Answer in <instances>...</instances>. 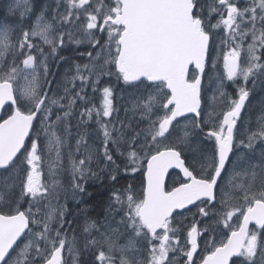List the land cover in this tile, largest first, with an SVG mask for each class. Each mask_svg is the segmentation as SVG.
<instances>
[{
	"label": "rangeland",
	"instance_id": "obj_1",
	"mask_svg": "<svg viewBox=\"0 0 264 264\" xmlns=\"http://www.w3.org/2000/svg\"><path fill=\"white\" fill-rule=\"evenodd\" d=\"M49 2L50 0H46L42 4L41 1H38L37 4H42L41 14L27 28L24 26L23 20L33 13L37 5L32 4V0H0V34H7V47H5L4 41L0 39V56L3 57L0 59V79L4 78L5 73L10 68H16L18 71L13 84L15 88H23L32 80L34 72L39 94L41 97L45 95L47 97L31 143H36L39 146L40 160L36 164L37 174L40 176L41 184L47 186V198L37 197L36 200H33L30 196L24 195L27 176L31 172V168L24 157L14 168L6 172L0 171V195L3 196V200L0 201V210L15 214L16 211L25 209L23 212L27 211L26 213L33 221L38 222L34 223L35 229L23 244L17 257H20L25 247L32 243L34 247L29 249L30 254L26 259L30 261V264L47 263L45 257L53 254L52 248L46 241L38 239L37 236L43 232L42 225L45 223L48 214L54 212L59 213V215H54L48 236L49 239L56 241L57 246L60 240H63L67 264H93V262L99 261L100 253L111 256L113 263H115L117 251L119 255L124 253L123 259L130 262L148 264L152 254L151 249L153 247L158 249L160 240H153L145 229L141 230L145 235H130L135 232V229L129 227L128 216L130 212L127 197L131 195L133 201L140 202L145 195V190L142 188L144 181L142 182L140 178L141 172L140 170L137 171L136 164H138V168H142L145 174L146 164L153 155L163 150L175 148L181 151L185 158H189L192 164L198 165L204 161L205 165L210 167V160L207 159L209 154L203 148L204 145L201 146L200 144L203 138L198 132L196 122L185 120L177 124L170 134L162 138L157 137L153 141L152 133L158 128V122L164 118L166 113L171 111L162 107L170 97L165 87L158 89H151L150 87L148 89L144 84L134 88L125 86L120 76L116 74V64L106 62L114 60L116 56L115 44L109 41L107 28L103 32L99 31L102 26L99 21L105 15L106 9L112 7L113 0H91L84 9L74 8L71 0H66V6L60 14L55 13V8L49 10ZM240 2L247 4L241 9L239 7ZM251 2L252 0H232L233 5L244 12L251 6ZM197 3L200 4L197 14L207 20L208 28L218 38L217 63L213 64L214 68L209 80L207 78V82L210 90L216 82L221 83V87L224 88V83L229 82L226 61L229 59L230 52L238 51L239 55L242 53L248 55L243 68L246 64L252 63L249 60L248 49L253 44V38L249 35H243L245 31L252 32V25L247 22L242 23L239 32L234 31L230 34L222 24V19H227L225 6L220 5L217 0H197ZM97 7H100V13L97 16V28L89 30L87 29L86 13L96 15L95 9ZM213 9L215 12L210 14ZM257 14L259 15V10ZM10 16L17 17L18 20L10 21ZM69 16L71 18L66 20L65 18ZM77 16L79 19L76 18ZM239 19L238 17V23H240ZM250 19V14L244 16V21ZM259 23L261 24L260 21ZM44 25H50L48 37L53 41L52 44L45 43L40 36L35 35L37 30L43 31ZM25 33H28L29 37L27 44H24ZM69 34H72V37ZM94 44L95 46H93ZM29 45H31L30 49ZM67 46H71L72 49L82 47L80 54L82 58L78 55V57H73L75 55L71 53L70 55L65 54L64 49ZM246 46L248 47L246 48ZM53 47L56 48L55 52L52 51ZM256 49V55L260 57V60L262 58L264 60V46L257 43ZM28 56L34 57V69L23 68V60L27 59ZM70 60L72 61L70 62ZM254 75L255 73L248 79L247 83L241 79V83L237 86L238 93L240 87L248 90L247 86L252 84L251 78ZM262 76H264V71ZM104 89L112 91L113 112L111 117L102 119L95 115L94 110H102ZM73 99H75V103H72ZM121 99H125V101L121 102ZM149 100L154 101L151 108H160L163 112L151 115L148 123H146L143 120L145 116L144 105L148 104ZM53 101L59 102L62 106H56L52 103ZM20 108L24 112H29L33 106L27 101H20ZM46 108L50 110L46 112ZM12 111L9 109L6 117ZM90 111L93 112L91 118L85 115ZM218 122H220V117L216 122L215 116L211 112L206 115V123L218 124ZM105 124L109 125L111 130V140L107 142V149H105V138L101 127ZM254 127H250V129ZM51 132H54L55 136L60 139L59 158L56 155L57 148L55 146L49 148V136L46 133ZM82 138L83 142H81ZM141 143L144 146L140 150L137 144L140 145ZM134 150L138 157L136 164L130 162L128 158L129 152ZM105 151L111 156V160L106 159ZM28 154H30V149L26 155ZM253 155L257 159L256 154ZM119 156L122 157L123 162L117 159ZM261 159L260 156L259 161ZM81 160L85 161L82 168L83 177L73 171V164L78 165ZM95 163L100 169L87 168L88 166L94 167ZM113 168H118L119 171L116 174H111ZM131 169L134 172H129ZM87 172H93L97 175L98 188L86 187L85 175ZM258 172L261 173V170L259 169ZM126 174L128 177L125 176ZM121 175L118 193L116 192L117 194L112 198V201L103 205L106 214L104 222L99 224L102 218H96L73 225L72 219L76 221L79 217L89 215L88 213L84 214L85 209H91L90 213L94 209L93 207L83 208L81 214L76 211L72 212L73 209L68 202L74 201L76 206H85L92 201L91 198L96 197L97 191L108 192L110 188L116 186L114 181ZM54 176L52 183L50 179ZM243 178L242 171L229 174L226 184L232 183V185L224 189L222 198L223 204L226 205L231 202L230 198L234 195L233 202L241 203L239 212L246 210L253 201L248 199L246 202L244 194L245 192L248 193V190L244 191V188L249 186L254 189L256 180L259 179L258 185L261 188L258 190V194H255L256 199H260L259 193L264 191V174H261V178L255 174L251 178L247 177L245 180H241ZM128 179L133 182L132 191ZM174 182L176 180L173 178L171 184ZM78 186L82 187L83 191H80ZM237 187L239 191L236 189ZM255 191L253 190V193ZM69 194L71 197L68 196ZM118 194H120L118 196L120 200L124 201V205L116 203L115 197ZM113 195L114 193L110 197ZM253 195L248 193L249 197ZM243 203H248V206L246 204L242 208ZM200 209L179 215L173 223H170L169 229H177V231L167 233L170 238L167 246L177 250L168 252L165 264H181L183 259L187 258L182 253L190 251L188 232L193 225L198 226L199 232L203 233L200 235L203 238L200 239L203 254L198 256L199 262L204 261L207 252L214 251L216 247L226 243L229 232V226L225 227L223 223L226 212L206 210L205 215L201 213ZM212 224L224 226L216 232L217 236H215L212 227L208 226ZM89 225H94V227L86 231L85 229ZM57 232L59 237L56 236ZM173 240L178 241V243L172 244ZM262 243H264V238H262ZM36 247L40 249V253L36 252ZM96 252L97 258L92 259L91 254H96ZM16 258L9 264H16ZM21 259L25 258L21 257Z\"/></svg>",
	"mask_w": 264,
	"mask_h": 264
},
{
	"label": "snow or ice",
	"instance_id": "obj_2",
	"mask_svg": "<svg viewBox=\"0 0 264 264\" xmlns=\"http://www.w3.org/2000/svg\"><path fill=\"white\" fill-rule=\"evenodd\" d=\"M90 2L91 0H78V2L71 0L72 6L77 9H84ZM217 2L227 9V19H222V24L230 34L234 31L239 32L242 23L247 22L252 25L253 44L248 49L249 60L252 63L240 68L237 63L238 51L230 52L229 59L226 61L228 80H236L239 74V77L247 83L255 72L264 68V64L258 63L260 57L256 55V44L259 43L264 46V30L259 31V39H256L257 30L255 27L257 20L264 25V0H252L251 6L246 12L238 10L233 5L232 0H217ZM195 8L194 0H113L112 7L106 9L105 15L99 21L102 25L99 31L103 32L107 28L109 41L115 44L116 56L113 61L106 62L116 64L125 83L144 79L151 83H159L161 86L166 85L171 91V98L162 107L168 109L170 106H174V108L158 122V128L152 133L153 141L157 137H164L173 121L177 120L178 117L190 112L198 114L200 79L194 78L192 82H188L186 75L190 65H194L199 73H203L210 37L202 27V20L194 16ZM258 10L259 15L257 14ZM95 11L96 15L86 13L87 29L89 30L96 29L98 25L97 16L100 13V7H97ZM214 12L215 9L210 14ZM248 14H250L251 19L244 21V16ZM238 17L240 23L237 22ZM70 18L69 16L65 19ZM76 18L79 19V16ZM49 31L50 25H44L43 31L37 30L35 35L40 36L45 43L52 44L53 41L48 37ZM249 34L247 31L243 33L244 36ZM28 38V33H25L24 44L28 43ZM0 39L4 41L5 47H7V34H0ZM30 48L31 45H29ZM52 51L55 52L56 48L53 47ZM0 59L3 57L0 56ZM23 68L34 69V57L28 56L27 59H24ZM17 71L16 68H10L5 73L4 78L0 79V109L5 104H16L18 100L27 101L33 106V109L27 114L16 110L15 115L4 123H0V170L8 169L10 165L15 167L13 161L24 147L25 139L36 119L35 113H38L45 106V99L47 98L46 95L41 97L39 94L34 72L32 80L23 88L14 89L13 81L16 79ZM111 97L112 91L104 89L102 110H94L97 117L102 119L111 117L113 112ZM248 97L249 92L240 87L239 98L232 102V107L224 116L223 126L219 132L207 134L209 137L215 136V140L218 142V159L214 160L211 165L213 176L208 181L194 177L184 167V162L180 159L178 151H163L153 155L148 163L146 197L140 202L133 201L131 195L127 197L130 212L128 216L129 227L135 229V235H145L141 230L147 229V233L151 234L153 240H160V247L151 249L152 254L148 264H165L168 252L177 250L167 246L169 243L167 233L177 231V229H169L171 223L169 217L173 211L183 209L200 199L213 200V189L232 151L235 122L240 118ZM153 102L149 100L148 104L144 105L145 109L150 111ZM52 103L58 107L62 106L57 101ZM72 103H75V99L72 100ZM45 110L47 112L50 109L46 108ZM92 114V111L85 113L89 118ZM101 127L105 138V149H107V142L111 140L110 126L105 124ZM46 134L49 136V148L55 146L57 148L56 155L59 158L60 139L55 136L54 132ZM260 135L264 139V133ZM253 140L254 138L250 139L249 147H251ZM81 142H83V138ZM38 147L36 143L31 144L30 154L24 157L31 168V172L27 176L24 195L30 196L33 200H36L37 197L47 198L48 196L47 186L41 184L40 176L37 174L36 164L40 160ZM105 157L111 160L107 151H105ZM128 158L133 164H136L138 160L134 151L129 152ZM84 164V160L79 161L78 165L73 164V171L79 173L81 177L84 175V171H82ZM136 167L138 169V164ZM177 167L191 183L171 194H165L163 189L164 176L169 168ZM78 187L80 191H83L82 187ZM244 196L246 202L248 199H252L254 206L247 208V214L243 216V226L238 231L232 232V239L228 240L227 243L216 247L212 255L208 256L203 264H229L233 257L243 258L246 264H253L258 249L260 259L257 264H264V243L259 241L258 232L250 233L248 228L250 224H255L258 229H264V191L259 193L260 199H256L255 194L249 197L247 192ZM2 200L3 196L0 195V201ZM115 201L119 204L124 203L118 196L115 197ZM200 211L206 215L203 208ZM236 214L234 210L225 213V220L223 221L225 227L228 226L227 221ZM54 215V212L48 214L45 223L42 225L43 232L38 234L37 238L46 241L52 248L53 254L45 257L47 264H62L61 253L65 244L61 239L57 246L56 241L49 239L48 236ZM30 219L24 212H17L11 216L0 215V264H9L12 260L10 252H12L17 241L25 235ZM33 222L38 223L37 221ZM91 227L94 225H89L85 230L89 231ZM157 229L164 230L159 237L156 235ZM202 234V232H198L195 225L188 232L191 249L182 254L187 256L189 264H191L193 254L197 250V237ZM56 236L59 237L58 232ZM176 243L178 241H172V244ZM33 247L34 244L29 243L20 257L16 258V264H30L26 257L30 254L29 249ZM35 250L40 253L38 247ZM109 250L111 251V248ZM21 257L25 259H21ZM98 259L101 264H113L111 256H106L104 253H100ZM121 264H136V262L122 258Z\"/></svg>",
	"mask_w": 264,
	"mask_h": 264
},
{
	"label": "flooded vegetation",
	"instance_id": "obj_3",
	"mask_svg": "<svg viewBox=\"0 0 264 264\" xmlns=\"http://www.w3.org/2000/svg\"><path fill=\"white\" fill-rule=\"evenodd\" d=\"M38 1H41L42 4L46 2V0H32V4H35L37 6L34 8L33 13H31L28 18L23 20L24 26L27 28L31 26L34 20L41 14L40 11L42 10V4L41 5L37 4ZM246 4L247 3L240 2L239 7L242 9L246 6ZM199 5L200 4H198V7ZM48 6H50L49 10H51L52 8L53 9L55 8V13L60 14L62 9H64L66 6V0L65 1L50 0V2L48 3ZM197 10H199V8H197ZM11 19H12V16H10V21ZM15 19L16 21L18 20L17 17ZM255 27L257 30L256 39H259L258 33L264 28V25L260 24L259 21H257V23L255 22ZM251 33L249 34V36L253 38V35H251ZM211 37H212V44H211L210 59H209L210 63L208 67V74L206 76L208 80H209L211 71L214 68L213 64L217 63V53H218L217 35L212 32ZM247 47L248 46H246V48ZM64 52L65 54H68V55H70V53L75 55L73 57H78L80 56L82 52V47H77V48L72 49L71 46H67L65 47ZM247 56L248 55H245L244 53H242V55H239V59H238L239 61H237V63L240 66V68H243L244 61L245 59L248 58ZM80 57L82 58V56ZM71 61L72 60H70V62ZM258 63L264 64L263 58ZM263 71H264V68L255 72V75L251 78L252 84L247 86L249 97L245 103L244 109L242 110L240 114V118L235 122L236 126L233 129V144H232L231 156L228 162L226 163L225 170L218 184L217 202L212 205L211 202L205 201L199 204L195 208V209L203 208L204 211L206 210L233 211L234 210L237 213L236 215L232 216L231 220L227 221V224L229 226L227 241L229 240L232 232L237 231L241 227L243 216L247 212V209L239 212V209L241 208V203L230 202L226 205L223 204L222 198H223L224 189L232 185V183L229 185L226 184L227 177L231 173L235 174V173H238L239 171H242V177L244 176V178L241 180H245L247 177L251 178L253 174H255V176H258V170L259 169L261 170L262 168L261 164L259 166L260 168L258 167V165H259L260 156L263 157V149H264V139H262L260 135L261 133H264V95H263L264 76H262ZM240 83H241V78L239 77V74H238V77L236 80H233V81L229 80L228 83H224V88L221 87L222 85L221 83L216 82L212 85V88L210 90L208 82L206 80L205 85L203 87V100H202L203 106H202L200 116L197 118H191V120H194V122H196L198 132L203 138L200 144L201 146L204 145L203 148H205L206 151L208 152L209 155L207 156V159L210 160L209 162L211 165L214 160L218 159V142L215 140V136L209 137L207 134L209 132L218 133L220 128L223 126L224 116L227 115L228 111L232 107V102L235 100H238L239 98L237 86ZM207 85H208V90H207ZM209 112H211L215 116L216 122L218 118L220 117V122H218V124L206 123V115ZM253 126L255 127L250 129V127H253ZM251 138H254V140H253L251 147H249V141ZM257 153H259V155H257ZM253 154H256L257 159L254 157ZM186 159L188 162L187 163L188 166L192 169L196 178L209 180L213 176L211 166L207 167L204 161L200 162L198 165H194L190 162L189 158L186 157ZM118 171H119L118 168H113L111 171V174H116ZM261 174H264V167L262 168V172L260 173V176ZM127 175L128 174H126L125 176L127 177ZM171 175L172 176L169 180V184L167 185V192H171L187 184V182L183 179V177L180 174L173 173ZM121 177L122 175L117 178V183L115 184L116 186H113L107 192L108 195L106 197V203L110 200L111 198L110 196L113 193L115 194L118 191V186H119L118 183H120ZM173 178L176 180V182L171 184ZM258 180L259 179H257V181ZM246 185L248 186V184ZM98 187L99 186H96V188ZM236 189L239 191L238 187ZM247 190L248 192L249 190L257 191L259 190V186H255L254 189H252V187H249V186L244 188V191H247ZM242 208H244V203H243ZM217 225L222 226L220 224H217ZM253 231L259 233V241L262 243V238H264V230H260L258 228L253 227L251 228L250 233ZM225 232L227 233L226 230ZM190 249H191V245H190ZM212 252L213 251L207 252L205 254L206 257L210 255ZM202 254H203V250L200 247V251L198 255L191 261V264H202V262L198 261L199 259L198 256ZM259 259H260V252L258 249L257 256L256 258H254L253 264H257ZM181 264H189L188 259L184 258ZM232 264H246V262L243 260V258H235Z\"/></svg>",
	"mask_w": 264,
	"mask_h": 264
},
{
	"label": "water",
	"instance_id": "obj_4",
	"mask_svg": "<svg viewBox=\"0 0 264 264\" xmlns=\"http://www.w3.org/2000/svg\"><path fill=\"white\" fill-rule=\"evenodd\" d=\"M193 14H195V9H194V13ZM195 16V15H194ZM203 27V26H202ZM209 47H210V39H209V45H208V52H207V57H206V61H205V67H206V62H207V59H208V53H209ZM192 68H194L195 70H197L196 68H195V66L194 65H190L189 66V68H188V72H187V75H186V80L188 81V82H190V72H191V70H192ZM197 72H198V74H199V79H200V90H199V108H198V113H199V111H200V108H201V89H202V84H203V78H204V73H205V68H204V71H203V73H199V70H197ZM142 81H144V79H141V80H138V81H135V82H133V83H128V84H138V83H140V82H142ZM13 88H14V86H13ZM167 90L169 91V93L171 94V91L167 88ZM14 95H15V92H14ZM8 106H13V107H15V108H17V103L16 104H5L4 105V107L2 108V109H0V118H1V116H2V114H3V112H4V110H5V108L6 107H8ZM170 107H172V106H170ZM169 107V108H170ZM14 115H15V113H14ZM198 115L199 114H197V113H188V114H186V115H184V116H181V117H178L177 118V120H175V121H173V123H172V125L174 124V123H176L178 120H181V119H185V118H188V117H191V116H197L198 117ZM10 119V118H9ZM35 121V120H34ZM34 121H33V123H32V127H31V129L29 130V134H28V136L26 137V139H25V142H24V147H25V145H26V142L28 141V139H29V136H30V134H31V132H32V129H33V126H34ZM5 122V121H4ZM3 122V123H4ZM172 125L169 127V130L171 129V127H172ZM169 132V131H168ZM167 132V133H168ZM24 147L21 149V151H20V153H18L17 154V157H16V159L18 158V156L21 154V152L23 151V149H24ZM229 156H230V154H229ZM229 158V157H228ZM15 159V160H16ZM180 159L182 160V157H181V155H180ZM14 160V161H15ZM13 161V162H14ZM183 162H184V167L188 170V168L186 167V165H185V161L184 160H182ZM227 163V162H226ZM4 170V169H3ZM173 170H177V171H179V172H181L182 174H183V177L187 180V178L184 176V173L180 170V168H169L168 169V171H167V173L165 174V176H164V182H163V189H164V192H165V194H171V193H167L166 192V183H167V179H168V177H169V174L173 171ZM189 171V170H188ZM222 173V172H221ZM193 175V174H192ZM147 177V176H146ZM219 179V178H218ZM218 179H217V182H218ZM217 182H216V185H215V187H214V189H213V200L212 201H214V198H215V190H216V186H217ZM147 183H148V181H147ZM185 187V186H184ZM180 188H183V187H180ZM179 189V188H178ZM177 190V189H176ZM175 190V191H176ZM146 192H147V190H146ZM204 200H207V199H200V200H197L195 203H192V204H189L187 207H185V208H183V209H177V210H175V211H173L172 212V214H171V216L169 217V220L171 219V218H173V216L175 215V214H177V213H179V212H184V211H186V210H189V209H191V208H193V207H195L197 204H199L200 202H202V201H204ZM252 225H255V224H250L249 226H248V228L250 229V227L252 226ZM243 226V225H242ZM28 229H29V226H28ZM162 229H157V233L158 232H160ZM28 231V230H27ZM26 231V232H27ZM26 232H25V234H26ZM156 233V234H157ZM24 236H22L21 238H20V240H18L17 241V244L21 241V239L23 238ZM232 239V238H231ZM16 244V245H17ZM15 245V246H16ZM15 246H14V248H15ZM13 248V249H14ZM198 250V249H197ZM197 250H196V252L193 254V257L196 255V253H197ZM13 251V250H12ZM11 253V252H10ZM192 257V258H193ZM61 258H62V264H63V256H62V253H61ZM234 258H236V257H233L231 260H230V262H229V264H231L232 263V260L234 259ZM207 260V259H206ZM205 260V261H206Z\"/></svg>",
	"mask_w": 264,
	"mask_h": 264
},
{
	"label": "trees",
	"instance_id": "obj_5",
	"mask_svg": "<svg viewBox=\"0 0 264 264\" xmlns=\"http://www.w3.org/2000/svg\"><path fill=\"white\" fill-rule=\"evenodd\" d=\"M107 195H108L107 192H104V191L100 190V191H97L96 197L91 198L92 201H90L89 203H87L85 206H82V207L81 206H79V207H74L73 206L72 212H75L76 211V212H78L80 214L82 213V209L83 208H86V207L87 208L93 207L94 211L90 213V210L91 209H85L84 210V214L88 213L89 215H86L85 217H79V219L76 220V221H74L72 219L71 220V223L73 225H76V224L78 225V224H82L86 220L92 219L91 217H95V219H96L97 218L96 215H98V214L101 215L104 212L103 205L106 204V197H107ZM98 218H100V217H98Z\"/></svg>",
	"mask_w": 264,
	"mask_h": 264
},
{
	"label": "bare ground",
	"instance_id": "obj_6",
	"mask_svg": "<svg viewBox=\"0 0 264 264\" xmlns=\"http://www.w3.org/2000/svg\"><path fill=\"white\" fill-rule=\"evenodd\" d=\"M121 180V179H120Z\"/></svg>",
	"mask_w": 264,
	"mask_h": 264
}]
</instances>
